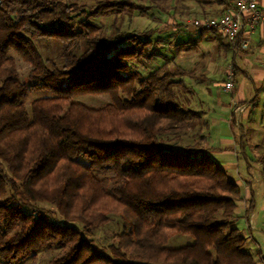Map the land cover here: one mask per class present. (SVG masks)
Listing matches in <instances>:
<instances>
[{
    "label": "trees",
    "instance_id": "trees-1",
    "mask_svg": "<svg viewBox=\"0 0 264 264\" xmlns=\"http://www.w3.org/2000/svg\"><path fill=\"white\" fill-rule=\"evenodd\" d=\"M119 7L146 9L0 0V258L18 263L59 244L49 264H256L232 226L240 187L199 147L202 112L180 103L183 79L204 77L178 65L170 72L168 60L143 76L133 64L161 56L151 48L155 29L105 32L99 17ZM42 41L56 42L58 54L43 56ZM12 52L29 67L23 79ZM29 89L49 94L29 101ZM85 95L110 101L93 108L76 99ZM257 162L264 186V149ZM111 214L131 225L100 251L84 231ZM174 234L194 241L169 248Z\"/></svg>",
    "mask_w": 264,
    "mask_h": 264
},
{
    "label": "rangeland",
    "instance_id": "rangeland-1",
    "mask_svg": "<svg viewBox=\"0 0 264 264\" xmlns=\"http://www.w3.org/2000/svg\"><path fill=\"white\" fill-rule=\"evenodd\" d=\"M87 4L94 5L96 2L101 0H80ZM120 1V0H115ZM135 2L142 6L143 9L140 12L132 11L128 7H119L120 9H115L106 13L104 16L99 17L98 22L102 24L105 32L111 33L112 35L122 34L123 36L130 34H141L143 31H148L155 29L151 36L153 44L147 48L146 54L149 52V48L154 49V52H159L161 56L154 57L151 61L146 59L141 60L139 63H134L135 68L140 71L143 76H146L148 73L161 66L165 61L168 60V70L170 72L174 71L176 63L173 61V56L176 54L178 49V43H180L181 53L179 55L185 57L187 54L184 51L192 49L191 52H204L207 50L209 35L213 34V40L217 39L218 43L227 42L226 38L220 32H208L202 40L195 35H191L189 31L182 29L181 24L184 20L200 17L199 11L201 8H217V5L211 0H129ZM211 2V3H208ZM115 28L119 31L116 33ZM181 34L180 39H177L176 34ZM216 43V42H215ZM40 52L43 56L48 55H57L59 52L58 44L54 41L52 42H36ZM217 44V43H216ZM17 63L20 77L23 79L26 77L29 67L23 62V60L14 52L11 53ZM212 67H213V79L204 82H198L200 84V89H204L203 92L195 86L191 85L189 78H184V85L181 88L182 90V99L180 102L183 106L189 107L194 111L206 110V118L208 124H203L198 126L202 133L206 135L204 143L199 145V147L208 149V147H219L221 148L220 140L228 134L229 127L225 121H221V118L227 116V113L222 111L218 106L213 105L217 101V93L220 94L224 99L230 100V92L223 90L220 81L224 78L227 79V69L224 77V65L226 59H220L219 56H215L211 52ZM178 57V61L181 60ZM230 59V56L227 58ZM183 65H186L184 63ZM134 69V68H133ZM197 73V72H196ZM225 79V80H226ZM214 81V82H213ZM224 83V81H223ZM223 85V84H222ZM192 87V88H191ZM211 92H208V90ZM173 90V89H172ZM194 90V91H192ZM49 94L46 91H36L29 89V101L37 97H41ZM78 101L86 104L89 107L98 108L103 106L105 103L110 101L109 96L107 95H85L76 98ZM252 111L251 117L246 120V131L247 135L250 133L253 136V140L245 141L247 143H252L251 146L248 145L245 149V158L250 165V173L254 179L255 187L257 183L260 186L256 190V195H260L262 191V182L260 179V165L257 162V156L264 149V84L259 88V97L254 102V105L250 107ZM255 113V117L253 114ZM220 118V119H219ZM250 118L254 122L251 123ZM206 120V121H207ZM220 120V121H219ZM245 123V119L242 121ZM241 126V125H240ZM231 127L237 128L241 131V127L235 126L233 124ZM251 136V137H252ZM197 145V144H195ZM208 155L215 161L220 163L221 157L225 153H221L220 150L207 151ZM231 156V155H230ZM233 156V155H232ZM234 157V156H233ZM228 176L232 177H241L244 174L241 170L236 171L235 168H229L227 170ZM101 176V175H100ZM260 182V183H259ZM254 187V189H255ZM264 190V189H263ZM263 195L257 198V206L249 214H245V211L237 217L233 222L232 226L238 228L246 237V247L249 249L253 258L256 261V264H264V208L261 207V201ZM243 203H239L238 207H244ZM39 208L44 209L45 211H51L53 213L54 219L57 221H62V217L56 211V209L48 204H39ZM246 208V207H245ZM111 221L100 228L93 231H84V235L87 238H90L94 241L96 247L103 251V248L113 242H115L116 234L120 233L124 229H129L131 223L124 221L118 214H111ZM193 237L190 235L174 234L171 236L166 246L169 248H177L193 242ZM61 252V247L59 244H54L52 246L41 247L36 250L33 255L30 257L21 260L18 263H8L2 258H0V264H49L52 258L57 257Z\"/></svg>",
    "mask_w": 264,
    "mask_h": 264
},
{
    "label": "crops",
    "instance_id": "crops-1",
    "mask_svg": "<svg viewBox=\"0 0 264 264\" xmlns=\"http://www.w3.org/2000/svg\"><path fill=\"white\" fill-rule=\"evenodd\" d=\"M233 0H224L223 3L218 4L214 2L217 5V8H201L199 11V14L201 16L204 15H221L224 12L228 11L232 6ZM264 6V2H263ZM208 32H217L216 30H190L189 33L191 35H195V37H199L200 40L205 37L206 33ZM181 34H176L175 36L177 39H180ZM213 34L209 35L208 37V44L212 47V49L208 46L207 50L204 52H191L192 49H189L186 51V48L184 47V51L187 54H185L186 58L181 56L180 59L179 55L181 53V46L180 43H178V49L176 54L173 56V61L181 68L187 69V70H194L197 72V74L202 75L204 77L203 81L206 83V81L214 80L215 83L219 82L216 81L217 79H213L211 74H213V67H212V60L211 52L215 56H219L220 59H226L225 65H224V77L226 74L227 66L230 63H233V69H234V82H235V88L233 92H230V100L224 99L220 94L217 93V101L213 103V105L218 106L222 111L227 113V116L224 118H221V121H225V123L228 125L229 130L228 134L223 137L220 140V144L222 145L221 148L219 147H208L209 151L214 150H220L221 153H225L221 159H220V166L223 167L226 171L229 168H235L236 171L239 172L241 170L244 172L243 175L239 172V175L241 177H232V179L239 185L241 190V201L239 203L246 204L250 201L252 198L254 201L253 209L257 206V198L259 196L263 195V199L261 201V207L264 208V186L262 184V193L260 195H256V190L260 186V184L257 183V186L255 187L254 179L252 176L249 175L250 173V165L248 161L245 158V149L248 145L251 146L252 143H247L249 139L253 140V136L250 133L247 135L246 131V120L249 119L248 117H251L252 111L250 107L254 105V102L259 97V88L264 84V25L258 26L255 30H253L250 33V46L248 50L245 51H238L236 53H233L230 45L228 42L218 43L217 39L213 40ZM217 44H216V43ZM228 56H230V59L228 60ZM178 57L181 60L178 61ZM186 63V65H183ZM188 78V77H185ZM190 79L191 85L201 92L204 91V89H200V84L198 85V80ZM226 79V78H225ZM223 78L220 83L221 86L223 84V81H225ZM184 81V79H183ZM213 81V82H214ZM185 82V81H184ZM192 88V87H191ZM208 90V89H207ZM194 91V90H192ZM195 92V91H194ZM205 92V91H204ZM208 92H211L208 90ZM228 92V91H226ZM202 112L203 118L205 121L207 120L206 110H200ZM255 117V113L253 114ZM208 117V115H207ZM220 119V118H219ZM243 119H245V123H243ZM220 121V120H219ZM251 123L254 122L252 118H250ZM208 120L206 121V123ZM208 124V123H207ZM233 124L235 126L241 127L239 130L236 128L231 127ZM241 125V126H240ZM252 136V137H251ZM248 140V141H247ZM247 141V142H245ZM231 155V156H230ZM234 157H233V156ZM250 168V169H249ZM228 172V171H227ZM260 183V182H259ZM259 185V186H258ZM255 187V189H254ZM238 203V205H239ZM247 205H244V207L239 208L237 206V209L235 210V213L237 217L241 215L245 210ZM264 260V259H263Z\"/></svg>",
    "mask_w": 264,
    "mask_h": 264
},
{
    "label": "built area",
    "instance_id": "built-area-1",
    "mask_svg": "<svg viewBox=\"0 0 264 264\" xmlns=\"http://www.w3.org/2000/svg\"><path fill=\"white\" fill-rule=\"evenodd\" d=\"M264 0H233L231 8L221 15H204L182 22L187 31L214 29L227 40L233 53L245 51L250 46V33L264 25ZM223 90L233 92L235 88L233 63L227 66V79Z\"/></svg>",
    "mask_w": 264,
    "mask_h": 264
}]
</instances>
